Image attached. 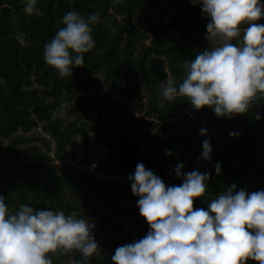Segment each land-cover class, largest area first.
Instances as JSON below:
<instances>
[{
	"label": "trees",
	"instance_id": "1",
	"mask_svg": "<svg viewBox=\"0 0 264 264\" xmlns=\"http://www.w3.org/2000/svg\"><path fill=\"white\" fill-rule=\"evenodd\" d=\"M23 7L24 0H0V195L10 211L24 203L86 216L95 225L92 234L100 248L89 264H113L114 249L139 239L148 228L138 208L125 198L137 200L128 180L137 162L166 185L181 182L173 171L177 163L183 164L184 172H208L206 191L194 199V208L206 209L233 183L248 191L264 189V97L246 113L225 118L207 106L195 110L183 98L169 101L160 94L166 77L178 84L184 62L208 47L206 40L199 49L187 46L190 25L207 19L198 5L190 0H37L40 16L27 15ZM69 10L85 17L96 13L98 21L92 26L94 47L83 54L81 66L60 78L44 63L43 46L63 26L60 18ZM257 23L264 24V18ZM17 33H23V45ZM32 75L43 89H29ZM106 85L110 88L102 92ZM61 104H66L63 110ZM102 104L120 107L123 113L112 121L114 109H109V120L99 127ZM131 108L147 117L129 116ZM92 114L93 121L83 118ZM126 119L133 123L131 133L116 144L105 132L129 129L123 125ZM40 122L55 141L54 156L79 159L81 168L58 171L51 154L28 145L42 140L50 149L48 139L14 136ZM200 127L207 129V137L198 132ZM229 132L238 135L230 137ZM77 136L84 142L80 157ZM205 138L211 143V161L200 157ZM100 143L106 144L107 159L95 167L101 175H93L85 166L93 164ZM166 149L173 155H166ZM216 162L221 165L219 174L214 171ZM81 259L73 250L54 254L52 264H77ZM246 264L258 262L249 259Z\"/></svg>",
	"mask_w": 264,
	"mask_h": 264
},
{
	"label": "clouds",
	"instance_id": "2",
	"mask_svg": "<svg viewBox=\"0 0 264 264\" xmlns=\"http://www.w3.org/2000/svg\"><path fill=\"white\" fill-rule=\"evenodd\" d=\"M207 18L204 39L208 47L184 62L177 84L161 82L165 100L185 99L193 109L211 108L217 117L244 114L258 97H264V0H190ZM37 0H24L27 15H42ZM98 14L69 10L60 18L55 35L43 46V61L58 77L81 66L83 54L94 47L92 26ZM23 45V33H17ZM61 110L66 104H61ZM56 113H53L55 118ZM256 119L260 114L256 113ZM198 132L207 137V129ZM229 132V136H237ZM200 157L211 161V143L201 141ZM166 155H173L165 150ZM179 184L165 182L142 162L128 174L137 197L139 214L148 224L146 234L117 246L113 264H264V189L248 191L235 183L212 198L205 208H194L195 198L206 191L209 173L183 164L173 169ZM219 174L221 165L214 164ZM86 216L62 210L34 209L21 203L13 212L0 195V264H52L54 254L75 250L89 264L98 250Z\"/></svg>",
	"mask_w": 264,
	"mask_h": 264
},
{
	"label": "rangeland",
	"instance_id": "3",
	"mask_svg": "<svg viewBox=\"0 0 264 264\" xmlns=\"http://www.w3.org/2000/svg\"><path fill=\"white\" fill-rule=\"evenodd\" d=\"M207 23V19L206 20H203L201 22H195V23H192L190 25V29L192 31V37L190 39L187 40V46L190 48V49H199L200 47H202V43L203 41H205L204 39V35H205V32H206V25ZM110 87L109 86H104L103 89H102V92H104L106 89H109ZM142 90L143 87H141ZM112 90V89H110ZM124 103H128V101L124 100ZM114 109L113 112H112V118L111 120L112 121H117L119 119V113H123V111L121 110L120 107H116V106H113L111 104H102L101 106V110L99 112L100 114V123H99V127H102L109 119H108V111L109 109ZM62 116H66V113L62 112L60 113ZM129 116L130 115H133L135 118H137L138 120L141 119L142 117H147L145 116V113L142 112V113H137L135 112V110L133 108L130 109V112L128 114ZM93 114L92 115H88V116H85L83 115V118H87L89 120H92L93 121ZM72 117H68V119H71ZM132 121L129 120V119H126L124 122H123V125H132ZM131 126L129 129H126L122 132L118 131L117 129H108L106 130V134H110L113 138L116 139L117 143L116 144H119L122 137L124 135H129L131 133ZM19 134H24L25 136H32V135H39L40 137H45L46 139H48L50 142H51V146H50V149L47 148L46 144L44 141L42 140H36L34 142H30L28 145H39L40 149L42 151H46L48 152L49 154H51L53 157H52V161L51 163L52 164H55L56 167H57V170L58 171H61L63 170L64 168L66 167H69L71 170L72 169H78V168H81L82 166L79 165V159H72L71 156H68V157H65L63 159H58L54 156V145H55V141L54 139L49 135V133L44 130L43 128V122H40L39 125L37 127H35L34 129H32L31 131L29 132H26L24 133L23 131H18L16 134H14V136L16 135H19ZM76 140V143L78 144V155L79 157L81 156V152H82V147L84 145V142L82 141L81 137L80 136H77L75 138ZM9 141V139H6L4 141L5 144H7ZM128 141H130V139L128 138ZM93 150H95V148H93ZM29 157L30 158H34V156L32 155L31 152H29ZM107 159V155H106V144L105 143H100L98 145V149L96 151V156H95V159H94V162L92 165L90 166H85L87 169H90L93 171V175H101L100 173H98V171L96 170V166L100 165L101 163H103L104 161H106ZM126 200H128V202L130 203V206L131 207H137L136 206V201L133 200L132 198L130 197H125ZM142 221L145 223L146 221L144 220L143 217H141ZM100 251V248L97 250V252L94 254V256ZM93 256V257H94ZM64 264H73V262H67V263H64Z\"/></svg>",
	"mask_w": 264,
	"mask_h": 264
},
{
	"label": "water",
	"instance_id": "4",
	"mask_svg": "<svg viewBox=\"0 0 264 264\" xmlns=\"http://www.w3.org/2000/svg\"><path fill=\"white\" fill-rule=\"evenodd\" d=\"M36 77L34 75L31 76V80L33 82V84L29 87V89H43L44 85H38V83L36 82Z\"/></svg>",
	"mask_w": 264,
	"mask_h": 264
}]
</instances>
